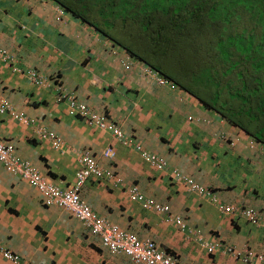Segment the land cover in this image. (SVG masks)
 Wrapping results in <instances>:
<instances>
[{"label": "crops", "instance_id": "1", "mask_svg": "<svg viewBox=\"0 0 264 264\" xmlns=\"http://www.w3.org/2000/svg\"><path fill=\"white\" fill-rule=\"evenodd\" d=\"M124 6L115 22L101 15V6L88 7L86 23L55 0H0V49L14 58L9 64L0 59V100L32 121L27 125L0 112V141L60 189L74 186L80 157H94L112 176L88 178L80 200L123 232L152 240L177 264H264L244 263L227 252L251 250L264 257V227L240 213L250 209L264 218V83H254L264 82V55L253 53V62L238 69L246 55L236 39L235 64L217 62L208 75L209 68L190 66L198 43L178 50L166 46L167 65L160 70L176 78L178 87L159 85L160 74L130 53L159 67L157 45L149 38L153 25L145 32L142 22H130L136 7L126 12ZM141 40L145 49L138 47ZM181 49L179 64L170 56ZM31 70L47 81L34 84ZM210 79L217 84H208ZM62 92L104 116L124 140L70 115L67 100H59ZM39 127L64 145L54 148L37 134ZM137 146L167 166L144 160ZM107 147L115 151L112 160L102 156ZM176 172L209 195L191 192ZM132 187L168 211L131 200ZM221 206L234 211L223 213ZM207 243L217 246L210 252ZM0 248L20 264H142L110 252L65 209L45 206L37 189L1 163ZM0 264H12L1 251Z\"/></svg>", "mask_w": 264, "mask_h": 264}, {"label": "built area", "instance_id": "2", "mask_svg": "<svg viewBox=\"0 0 264 264\" xmlns=\"http://www.w3.org/2000/svg\"><path fill=\"white\" fill-rule=\"evenodd\" d=\"M58 12L60 14L63 13V11L60 10ZM0 59L7 64L14 62V58L12 56L10 57L6 50L3 49H0ZM14 71L20 72L18 68H14ZM147 72L152 74L150 70H147ZM27 75L36 85H42L44 81H46V79L42 78L34 70L27 72ZM157 81L161 85L169 84L164 78H157ZM62 98H64V96H60L59 100ZM65 98L68 102V112L70 115L83 119L90 127L111 133L119 141L124 140L121 130L114 124L110 123L104 116L96 115L89 110L85 104L77 102L72 96H65ZM0 112L11 113L17 120L22 121L27 125L32 124V121L28 120L24 115L13 112V108L6 100H0ZM37 134L47 138L54 148H60L63 146L62 139L45 128H37ZM137 150L141 151L143 159L150 162L152 165H155L158 168H164L167 166L164 159L143 152L139 146H137ZM103 156L111 159L115 156V153L112 148L108 147L103 151ZM0 163L8 173L20 177L29 185L36 188L46 206H57L70 212L75 218L82 222L92 234L99 236L103 247L107 248L112 253H122L137 263L177 264L174 257L161 252L152 241H140L134 235L124 233L118 228V226L113 225L104 218L96 215L88 205L80 200L78 194L79 189L89 177L93 176L100 178L102 176H112L111 173L102 170L92 156L84 154L79 158L78 163L80 168L76 173L75 185L72 188L65 190L48 182L37 169L16 155L13 146L3 143L2 141H0ZM174 176L178 180H184L188 184L191 192L199 195H209L207 189L195 184L192 180L185 178L184 176L181 178V175L177 172ZM129 196L131 200L140 202L145 207H154L161 212L168 211L167 207L155 205L151 200L145 199L135 187L130 189ZM220 209L223 213H233L234 211L231 207L221 206ZM240 213L253 225H261L264 227V218L258 217L253 210L243 209ZM176 223L181 228L184 227V224L180 219H176ZM216 246L217 245L210 243L205 244L206 250L210 252L213 251ZM0 251L2 256L11 261L12 264H20L18 256H13L9 251L2 250L1 248ZM227 252L235 258L241 259L244 263L255 262L256 260L261 262L264 261L262 255H256L251 250L240 252L235 248H228Z\"/></svg>", "mask_w": 264, "mask_h": 264}, {"label": "trees", "instance_id": "3", "mask_svg": "<svg viewBox=\"0 0 264 264\" xmlns=\"http://www.w3.org/2000/svg\"><path fill=\"white\" fill-rule=\"evenodd\" d=\"M66 12L70 13L74 17L80 18L82 21L87 22L84 16H87L88 7L93 6H101L102 13L101 15L111 18L114 22L117 21V17L119 16V12L123 14L124 11L122 7H125V11L128 12L130 8L136 7L135 12L133 14L136 17L130 22H134V19L137 22H142V25L145 26L144 31L149 32L147 28L150 24L153 25L152 19L148 16V13H144L146 9H144L145 5L148 11H153V13L149 14H159L155 21L159 22L154 27V34L151 33V37L149 38L157 45V49L155 52L157 53L154 56L155 61H158V68L155 66H151L150 62L144 60L140 56H137L134 52H130L132 56L138 57L142 63L145 65L152 67L156 72H158L161 78H164L168 81H172L175 83L177 80L172 76H167L165 72L160 70L162 65H167V60L164 54L167 52V48H172L174 50H178L184 47H188L193 43H198L200 47H202L203 43V34L205 36V32L209 30L212 22L208 18L211 13L215 12V6L211 5L207 6L210 0H204L203 2L198 4V0H55ZM235 2L240 6L243 5L244 10L247 12L248 24L259 23L261 17V11H264V3L263 0H235ZM127 4V5H126ZM249 4H252V14L251 18L249 17V12L247 11V7ZM105 7V10L103 9ZM82 9V11H81ZM196 9L200 11L196 12ZM218 11L221 10L229 11V7H218ZM222 21V20H218ZM254 22V23H253ZM118 27L115 28L117 30ZM110 29H113L110 28ZM114 30V32H115ZM224 30V27H223ZM223 39H217L213 43H208V46L213 47L217 51V55L214 60L219 58L225 59L228 57L233 49L235 50L238 47V43H236V39H234V35H226L225 31L222 32ZM148 38V40H149ZM227 48V49H226ZM225 49V53L224 50ZM182 49L175 56H170L172 60H175L177 63L181 64L182 59ZM258 54L264 55V32L262 34V41L259 43V46L256 51ZM219 55V56H218ZM146 61V62H145ZM217 63V61L215 62ZM214 63V64H215ZM191 67H196V64H191ZM208 75L212 74V70L215 69L213 67H207ZM255 84H259V87L263 85L264 82H260L259 80L254 81ZM206 105V104H205ZM231 119V118H229ZM232 120V119H231Z\"/></svg>", "mask_w": 264, "mask_h": 264}, {"label": "rangeland", "instance_id": "4", "mask_svg": "<svg viewBox=\"0 0 264 264\" xmlns=\"http://www.w3.org/2000/svg\"><path fill=\"white\" fill-rule=\"evenodd\" d=\"M204 0H198V4L203 2ZM264 3V0H263ZM211 5H216L215 6V12L211 13L208 18L212 22L211 27L209 28L208 31H206L205 36L203 38V43L202 47H200L197 50V56L190 57V63L196 64V67H191V68H202V67H214V63L217 61L221 63L222 65H229L231 66L233 59L235 58L236 54L233 49V51L230 53L231 58L230 59H222L219 58L214 60L217 55V51L213 48L208 46V43H213L217 39H223L224 36H222V32L225 31L226 35H231L233 34L235 37L234 39L239 40V43L241 44L243 42V54L246 55V58L243 61H239V67L238 69L248 66L253 62V53H256L257 48L260 43V38L262 37V34L264 32V11H261V17L259 23H254L253 27L250 26H245L243 23V16L247 14V12L244 10L243 5H238L235 0H210L207 6ZM218 7H229V11H224L221 10L218 11ZM252 4H249L247 7V11L249 12V17L251 18L252 14ZM146 9L144 13H148V16L152 19L153 21V29L154 27L159 23L155 21L152 17L155 19L158 17L159 14H149L153 13V11H148L146 8V5L144 7ZM200 11L199 9H196L197 13ZM252 19V18H251ZM218 20H222L219 21ZM224 27V30H223ZM138 47L141 49L146 48V42L145 40L138 41L137 44H139ZM147 52V51H146ZM148 54V52H147ZM157 53L154 54V56ZM172 64V60L170 62ZM234 63V62H233ZM235 64V63H234ZM190 80V77H189ZM203 82V81H202ZM208 84H217L216 80L210 79L207 81Z\"/></svg>", "mask_w": 264, "mask_h": 264}, {"label": "clouds", "instance_id": "5", "mask_svg": "<svg viewBox=\"0 0 264 264\" xmlns=\"http://www.w3.org/2000/svg\"><path fill=\"white\" fill-rule=\"evenodd\" d=\"M63 11V13L62 14H60L59 12H58V15L59 16H62L64 13H65V11L62 9V8H59L58 9V11ZM242 20H243V23H244V25L245 26H250V27H253L254 26V24H248L249 23V21H248V17H247V15H244L243 16V18H242ZM36 72V71H35ZM37 73V72H36ZM158 78H161V77H158ZM57 79L56 78H54L53 79V81H56ZM47 81V80H46ZM46 81H44V83L46 82ZM168 81V80H167ZM158 82V81H157ZM169 82V84L168 85H162V86H169L171 89H175V88H177L178 86L176 85V84H174V82H172V81H168ZM159 84V83H158ZM159 85H161V84H159ZM58 89H60V87H57ZM59 96H64V98H62V100L63 99H66L65 98V96L66 97H69V96H67L66 94H64L63 92L59 95ZM58 96V97H59ZM73 97V96H72ZM67 100V99H66ZM78 102V101H77ZM68 103V102H67ZM81 103V102H80ZM84 104V103H83ZM46 129V128H45ZM49 131V130H48ZM54 133V132H53ZM57 135V134H56ZM58 136V135H57ZM49 141V140H48ZM63 141V140H62ZM50 142V141H49ZM51 144V143H50ZM63 145H64V141H63ZM108 148V147H107ZM110 148H112V147H110ZM106 149V148H105ZM104 149V150H105ZM113 149V148H112ZM103 150V151H104ZM103 151H102V156H103ZM113 151H114V149H113ZM114 153H115V151H114ZM93 159H95L94 157H92ZM103 158H105L104 156H103ZM105 159H109V158H105ZM112 159H114V157L113 158H111V159H109V160H112ZM96 161V160H95ZM99 166V165H98ZM13 175V174H12ZM91 177H93V176H91ZM90 178V177H89ZM101 178V177H100ZM49 182V181H48ZM85 183V182H84ZM75 185V184H74ZM56 186V185H55ZM33 187V186H32ZM58 187V186H57ZM59 188V187H58ZM70 188H72V187H70ZM81 188V187H80ZM36 189V188H35ZM68 189V188H67ZM62 190H65V189H62ZM38 191V190H37ZM79 193V192H78ZM40 194V193H39ZM42 198V197H41ZM80 198V197H79ZM45 205V204H44ZM46 206V205H45ZM47 207H50V206H47ZM57 207V206H56ZM90 208V207H89ZM61 209H63V208H61ZM67 211V210H66ZM70 213V212H69ZM96 214V213H95ZM97 215V214H96ZM77 219V218H76ZM78 220V219H77ZM117 226V225H116ZM119 228V227H118ZM120 229V228H119ZM121 230V229H120ZM122 231V230H121ZM125 233V232H124ZM127 234V233H126ZM129 235V234H128ZM97 236V235H96ZM136 237V236H135ZM138 239V238H137ZM101 240V239H100ZM140 240V239H139ZM147 240H149V239H147ZM140 241H143V240H140ZM150 241H152V240H150ZM153 242V241H152ZM154 243V242H153ZM155 244V243H154ZM156 245V244H155ZM157 247V246H156ZM107 249V248H106ZM110 251V250H109ZM111 252V251H110ZM162 252V251H161ZM165 254V253H164ZM166 255H168V254H166ZM256 255H258V254H256ZM126 256V255H125ZM169 256H171V255H169ZM173 257V256H172ZM129 258V257H128ZM239 260H241V259H239ZM242 261V260H241ZM243 262V261H242ZM143 264V263H142Z\"/></svg>", "mask_w": 264, "mask_h": 264}]
</instances>
